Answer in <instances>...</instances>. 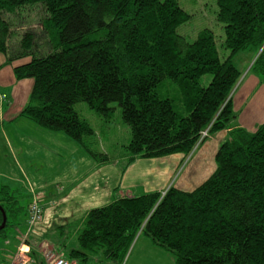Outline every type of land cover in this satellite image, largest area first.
Instances as JSON below:
<instances>
[{"label": "trees", "instance_id": "1", "mask_svg": "<svg viewBox=\"0 0 264 264\" xmlns=\"http://www.w3.org/2000/svg\"><path fill=\"white\" fill-rule=\"evenodd\" d=\"M216 2L230 52L225 60L212 30L191 43L178 33L192 20L179 0H0V53L8 64L31 57L13 70L17 81L34 83L21 116L65 134L98 164L110 159L86 146L95 132L75 111L80 103L105 123L118 105L131 131L129 165L189 156L228 132L215 172L196 190L116 197L89 211L79 248L65 257L70 262L102 257L123 264L143 235L175 264H264V123L254 132L238 125L234 95L243 73L233 63L253 53L249 74L264 87V0ZM34 6L43 10L41 33L27 32L11 45L12 18ZM11 189L0 187L1 246L23 210Z\"/></svg>", "mask_w": 264, "mask_h": 264}, {"label": "rangeland", "instance_id": "2", "mask_svg": "<svg viewBox=\"0 0 264 264\" xmlns=\"http://www.w3.org/2000/svg\"><path fill=\"white\" fill-rule=\"evenodd\" d=\"M179 3L180 6L192 16V20L188 24L180 27L178 33L181 36L187 37L188 42L191 43L202 30L210 29L216 35L218 51L221 59L225 60L228 58L230 52L223 46L225 41L224 29L217 21L218 7L216 0H179ZM42 12L43 10L40 6L28 7L19 11L14 18H12L14 26L11 45L17 46L22 36L27 32H33L36 34L41 33ZM30 61L31 57L29 56L17 59L13 61L12 64L17 63L20 66ZM253 61L254 55L250 52L240 53L233 60L235 66L243 73L238 86H236V89L238 90H234V92L236 91L234 95V107L237 109V111H235L240 114L238 125L250 132H254L258 126L264 123V112L261 114L258 111L260 118H257L256 115L252 118L247 105H243L244 108H247L246 112H243L244 114H242L243 107L240 105L243 93L252 87L255 80L257 81V79L249 74ZM6 64L8 66L12 65L8 64L7 61ZM260 78L264 81V76H261ZM210 81L211 76H206L203 78L202 83L204 86H207ZM0 96L2 98L0 103L2 104L6 100V95L0 92ZM254 99L256 100L257 98ZM261 102V105L256 107V109L264 108V100ZM112 107L116 109L112 121L110 123H105L104 120L92 111L87 104L80 103L75 106V111L81 116V118L87 120L95 132L94 136L88 137L84 140L86 146L96 153L107 155L110 159L109 163L103 165L105 166V168L103 167V170L105 171L107 169L106 172H101L99 170L101 173H95L98 174V176H96L97 179H102L103 176L106 178L104 180H107V177L111 179L116 178L122 170L124 172L123 176H126V172L134 166L133 164L129 165L128 154L126 151V148L131 141L130 128L123 122L121 109L118 105L113 104ZM226 133L227 131L221 132L217 136L209 139L206 143L199 145L189 156L175 155V157L163 158L158 161H141L140 165L145 164V168L148 166L147 170L151 169L150 173L152 175L142 177L141 179L139 178L137 182L154 184L152 186L153 189L164 188L166 191L174 185L175 188L185 192L196 190L215 172V154L220 143L227 138ZM61 135L65 134L62 133ZM206 135L207 133L205 136ZM51 140L56 144H60V146L53 147L48 145L50 141L37 140L39 144L43 145H39V154L30 151L29 158H27L26 161L21 158L18 159L20 165L16 163L10 149L7 150L3 148L2 143L0 142V165L3 170L2 172L6 176H10L14 180H18L20 176L22 177V180L19 179L20 182L14 185L15 187L14 189H11L10 193L13 196L16 194L15 197L20 200L23 206L30 204V208L36 198V202L39 203L43 208V212H45V208L42 204H45L48 198L53 199V206L50 208L53 210L55 216L49 224L43 226L41 221V223L33 226L31 230L28 227L25 235L24 232L20 231V233L24 236L31 233L29 241H32L31 245L38 246V250L41 249L46 253L48 250L45 251V249L46 245H48L52 248H58L53 254L56 255V253H59V256L67 258L69 252L72 249H78L79 245L77 242L78 234L75 233V228H72V225H69L68 223L64 224V217H71L72 219L70 221H72V224L75 220H79L80 222L81 209L80 207L77 208L76 205L68 206L62 202L60 196L57 200L55 199V196L56 194H62V192H60L61 188L66 189L64 193L67 195L71 190L72 183L74 182V185L77 183V177L81 176L83 172L87 170L88 166L86 163L81 162L79 158L82 155V152L79 156V154L74 153L67 148L59 139ZM54 153L58 154L59 157L60 155H63L64 158H58ZM33 157H35L34 159L36 161L34 160V163L29 162ZM119 163L123 165L120 169ZM165 169H168L167 173H163V170ZM153 171H155V173ZM68 180L69 187L66 188ZM121 181V189L124 190L126 184L129 183L122 180V175ZM0 184L2 183L0 182ZM155 185L159 186L157 187ZM123 193L124 192L117 191L115 196L119 198ZM87 199L92 201L94 198L88 196ZM84 203L85 201L83 202V208L85 205ZM56 213L58 214L56 215ZM44 216L45 214L43 213V218ZM20 219L22 227L24 218L22 217ZM29 241L28 237L24 238L23 247L25 244L29 243ZM70 243L73 245L70 246ZM132 249H134V254L132 253ZM129 258L130 260L128 261ZM103 261L104 259L102 257H94L89 264H99ZM0 264H7V262ZM123 264H175V260L171 254L154 246L145 236H137L130 253Z\"/></svg>", "mask_w": 264, "mask_h": 264}, {"label": "crops", "instance_id": "3", "mask_svg": "<svg viewBox=\"0 0 264 264\" xmlns=\"http://www.w3.org/2000/svg\"><path fill=\"white\" fill-rule=\"evenodd\" d=\"M6 61L7 58L4 55L0 54V92L6 95V100L2 104L0 103V142L2 143L3 148L7 150L10 149L18 165H20L18 159L21 158L24 161H26V159L29 158L30 151L39 154V150H40L39 145L40 146L43 145L39 144L37 140H47L50 141L48 145H51L53 147H59L60 144H56L51 140V139H59L64 145H66L67 148H69L72 152L79 154V156L82 152V155L79 158L81 162L86 163V165L88 166L87 170H85L81 176L77 177L78 180L75 185L74 182L72 183L71 190L67 195L64 193L66 189L61 188L60 192H62L63 196L62 194H56L55 196L56 200L60 196L62 202L64 204H67L68 206L76 205L77 208L80 207L81 209L80 222L79 220H75V222H73L72 224V221H70L72 219L71 217H64V224L68 223L69 225H72V228H75V233H77L78 236L79 233L82 231L81 229H83L84 226L83 223L85 222V218L88 212L95 208L107 206L108 204L113 202L116 198L115 194L117 191L124 192L121 195V197L123 196L139 197L150 192L166 191L164 190V188L153 189L152 186L154 184L137 182L139 178L141 179L142 177L152 175L150 173L151 169L147 170L148 166L145 168L144 167L145 164L140 165L141 161L146 162L144 160L136 161L133 164L134 166L131 167L128 170V172H126V176L125 175L123 176L124 172L122 170L121 173L118 174V177L116 178L111 179L107 177V180H104L106 178L103 176L102 179H97L96 176H98V174L95 173L106 172L107 169L104 171L103 167L105 168V166L98 164L95 160L93 161L92 158H90L89 155L86 154V151L83 147H81L79 144L71 140L68 136L61 135L62 133L49 132L44 129H41L32 121L21 116V112L29 102V98L34 83L32 80L17 81L14 76L13 70L15 67L19 66V64L14 63L8 66L6 64ZM254 98L257 99L255 100ZM262 100H264V87L261 86L255 80V83L252 85V87L248 89L246 92H244L242 95L241 104H240L241 107H243L242 114H244L247 110V108L246 107L244 108L243 105H247L252 115V118L254 117V115H256L257 118H260L258 111L262 114V112H264V108L262 107L256 109V107H259V105H261ZM227 135L228 132L226 133V137ZM54 154L58 158L60 157L64 158L63 155H60L59 157L58 154L56 153ZM34 158L35 157H33V159H31L29 162L34 163L35 160ZM158 160H152V161H158ZM119 166L120 169L121 166L123 165L119 163ZM2 171L3 170L0 165V182L2 183L0 184V187L9 186L10 188L14 189L15 187L14 185L20 182L19 179L22 180L21 176L18 180L16 179L14 180L10 176H6ZM153 172L155 173V171ZM167 172L168 169L163 170V173H167ZM121 175H122V180L129 183L126 184V187L124 189L125 191L121 189V182H122ZM155 186L158 187L159 185H155ZM68 187H69V180L68 183H66V188ZM172 187H175V185ZM88 196L90 198L93 197L94 199L92 201H89L87 199ZM52 201L53 199L48 198L45 204L41 203L45 208V212H44L45 216L42 220L43 226H47V224H49V222L55 216L53 210H51L50 208L51 206H53ZM84 201H85L84 203L85 205L83 208ZM19 203L20 206L23 207V210L18 217V221L14 222L16 226L14 225V228L11 229L10 231L11 238L8 242L5 243V245L3 246L0 245V260L4 261L5 263L7 262V264L11 263L14 256L23 247V239L28 237V241H29V236L31 234L28 233L27 236H24L26 234V230L28 229V216H29L28 210L30 204L23 206L20 200ZM57 214L58 213H56V215ZM21 216L24 218L22 227H21L22 222L20 219L22 218ZM20 231L24 232V235L20 233ZM78 236H77V242H78ZM31 244L32 241H29V243L25 244V246L23 247V250L28 251L29 253L28 255L30 257L31 264H47L45 260V253L41 249L38 250L39 248L38 246ZM72 245L73 244L70 243V246ZM57 249L58 248H52L46 245L45 251L48 250L54 253V251L56 252ZM134 249H132V253ZM56 255L59 256L60 254L56 253ZM59 257H63V256H59ZM130 258L128 259V261L130 260ZM99 264H115V263L104 259V261L100 262Z\"/></svg>", "mask_w": 264, "mask_h": 264}, {"label": "built area", "instance_id": "4", "mask_svg": "<svg viewBox=\"0 0 264 264\" xmlns=\"http://www.w3.org/2000/svg\"><path fill=\"white\" fill-rule=\"evenodd\" d=\"M0 100L2 101V98L0 96ZM43 208L39 205L38 202H36V198L34 203L29 208V216H28V227L30 229L33 228L36 224L41 223L43 218ZM28 251H24L22 248L18 251V253L14 256L10 264H31V260L28 257ZM45 260L47 264H75L73 262H70L69 260L65 258H61L53 252L47 251L45 253Z\"/></svg>", "mask_w": 264, "mask_h": 264}, {"label": "water", "instance_id": "5", "mask_svg": "<svg viewBox=\"0 0 264 264\" xmlns=\"http://www.w3.org/2000/svg\"><path fill=\"white\" fill-rule=\"evenodd\" d=\"M6 222V215L4 214V223Z\"/></svg>", "mask_w": 264, "mask_h": 264}]
</instances>
